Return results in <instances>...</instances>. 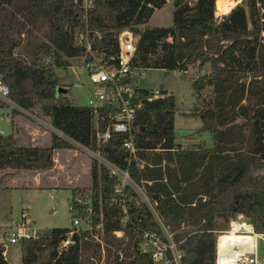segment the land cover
<instances>
[{"label": "trees", "instance_id": "trees-1", "mask_svg": "<svg viewBox=\"0 0 264 264\" xmlns=\"http://www.w3.org/2000/svg\"><path fill=\"white\" fill-rule=\"evenodd\" d=\"M167 1L173 4L172 24L150 25L155 9ZM83 3L0 0V80L15 106L28 112L39 108L66 137L52 132L47 146L22 145L13 133H0V169H50L53 151L72 149L76 142L127 171L152 209L132 185L122 184L92 157L90 185L71 189L72 197L79 192L90 197V210L81 206V215L91 229L69 235L70 227L55 226L41 229L36 238L23 237L21 264H97L103 255L104 264H152L140 243L148 232L168 244L165 231L180 264H215L217 236L236 215L264 234V172L250 170L264 163V0H242L220 17L215 0H92L85 16ZM122 28L138 36L136 67L186 72L209 64L207 73L191 81L200 105L191 115L211 131V147L176 141V103L165 89L164 97L146 101L136 113L137 149L130 160L122 146L125 135L98 140L91 109L57 93L56 68L84 56L76 37L88 31L92 50L115 62ZM5 106L0 101V108ZM100 231L103 246L93 238ZM4 251L0 242V264H10ZM165 258L174 264L168 247Z\"/></svg>", "mask_w": 264, "mask_h": 264}, {"label": "rangeland", "instance_id": "rangeland-1", "mask_svg": "<svg viewBox=\"0 0 264 264\" xmlns=\"http://www.w3.org/2000/svg\"><path fill=\"white\" fill-rule=\"evenodd\" d=\"M235 1V5L242 2V0ZM172 11V2L167 1L161 7L155 9L149 20V24L152 26H170L172 24ZM215 15L220 17L223 14L218 13L216 10ZM84 58V56L70 58L68 59L67 66L56 68V74L60 82L57 93L67 96L75 104L81 106H87L88 99L93 90L87 69L85 68ZM209 70L210 66L208 63L200 69L196 66H190L186 72L149 68L146 69L143 76L138 80L139 86L142 88H162L174 96L176 103L174 122L175 137L176 141L183 147H194L197 144L206 147H211L213 145V135L211 131L203 129V121L200 117L191 115V113L200 106L196 101L191 81L199 75L207 73ZM13 107L18 111L14 112L12 110ZM38 127L39 131L30 136L29 130L31 131V129ZM13 129L16 130L15 132L18 135L16 137L19 144L22 145L27 141L29 144L35 143L45 146V143L48 142V138H46L48 134L44 135V130L49 132V139L52 132H55L59 137L66 138L61 132L55 130L51 126L49 118L43 116L39 108H34L32 112H28L11 103L7 107L0 108V133L4 135L9 134L13 132ZM81 148L79 145H76L72 149H62L59 153L56 151L52 153V157L56 159L54 160L56 168L51 174L53 176L60 174L61 177L70 176V182H64L65 178H61L60 182H57V187H48L45 184H41V181L38 183L33 175H31L32 173H30V178L25 176L24 173V175L20 174L17 177L19 180L17 183L18 186H0V241L5 247L4 256L10 264H19L21 258L19 242L10 243L8 239L11 227H15V225L21 221L22 206L28 204L31 208L28 212H30L32 223L30 229L26 230L28 233H31V228L43 229L55 226H72L71 213L68 209V201L71 198L70 189L74 187L82 189L90 185V165L92 157L109 165L102 160L97 153L85 148L81 150ZM250 170L253 174L264 172V163L254 166ZM7 171L6 175L11 173L10 170ZM18 171H14V173ZM47 179H50V176H43L42 181L48 182ZM125 183L126 182H124V184ZM134 187L140 199L146 201L148 205L152 207L148 199L143 195L141 188L136 185H134ZM119 189H121V186H118V190ZM77 195L83 196V199H90L88 195H83L80 192L77 193L76 196ZM242 219L249 221L244 215H242ZM227 226L225 230L220 231L224 233H219L217 236V241L221 239L220 247L223 244L228 245L229 238L235 236L225 233V231L228 230ZM96 229H100L99 225L96 226ZM97 234H99L100 239L97 240L94 237V241L103 246L101 238L102 232H97ZM116 235L121 236L122 232L117 231ZM145 242H147V244H145ZM257 244L259 256L256 255L255 262L256 264H264V236L257 239ZM140 248L142 250L146 248L147 250L154 251L163 250L165 246L160 240H156L155 243L150 240H144L140 243ZM249 256L253 255L249 254ZM104 259L105 257L103 255L97 264H104ZM164 264H170V261Z\"/></svg>", "mask_w": 264, "mask_h": 264}, {"label": "built area", "instance_id": "built-area-1", "mask_svg": "<svg viewBox=\"0 0 264 264\" xmlns=\"http://www.w3.org/2000/svg\"><path fill=\"white\" fill-rule=\"evenodd\" d=\"M83 2L85 16L92 4V0H83ZM76 40L80 45L84 46L85 68L87 69L88 77L92 83L93 90L91 96L88 99L87 106L92 111L95 126V135L98 140L102 141L110 138L112 133L125 135L122 146L128 151L130 160L131 158L135 157L137 149L134 143L133 134L134 121L138 109H140L146 101L164 97L165 94L161 91V88H147L148 92L144 93V91H142V89L144 88L139 86L138 80L143 76L146 69L133 65V57L136 50L138 36L129 28H122L117 33L119 52L117 57L115 58V62L106 60L105 58L97 55V53L92 50L88 31L79 34L76 37ZM0 101L8 104V106L13 103L9 98L8 87L2 82V80H0ZM101 123H103L105 126L104 130L100 129ZM139 130V126L135 127V131ZM73 143L75 144V146L79 145L80 148L82 147L89 150L88 148L76 142ZM107 163L110 166L106 165V163L104 164L110 169L112 174L118 175L123 184L124 182H126L125 184L132 185L134 190L136 191L134 187V185L136 184H134L130 180L127 171L120 170L109 162ZM143 195L145 196V198H147L144 192ZM144 202L147 203L146 201ZM89 203L90 199H83V196L81 195H77L74 197L71 196V198L69 199L68 209L72 216V226L70 227L71 230L69 231V235H71L74 230L91 229L89 218H84L81 215V211L83 210L81 206L87 205L85 210L89 211ZM150 208L152 209V207ZM28 211L29 206L24 205L21 212V221L17 223L15 227H11L8 239L10 243H17L23 237L36 238L40 234L41 229L31 228V233H28L26 231L30 229L32 223ZM230 231L245 236H251L254 240L251 251L231 255L233 258L231 259L233 261L232 264H256V257L249 256V254L253 255V248L257 242V239L262 238L264 234L256 233L251 222L242 219V215H238L236 216V218L229 221L228 230H226L225 232ZM154 234L155 233L145 232L144 237L146 241L150 240L153 241V243H155L156 240L159 241L158 237ZM165 234L169 239V242L168 244L162 242V244L165 246V249L167 247L170 248L173 256V263L180 264V254L176 250L175 244L171 241L170 236L166 231ZM94 237L97 240L100 239L97 233L93 235V238ZM69 242V239L65 240L62 242V245L66 246L67 244H69ZM145 244H147V242H145ZM165 249L152 251L143 248L144 251H149L151 253L152 264H164L165 262L169 261L165 258ZM219 249L220 248L217 241L215 264H222L219 258Z\"/></svg>", "mask_w": 264, "mask_h": 264}, {"label": "crops", "instance_id": "crops-1", "mask_svg": "<svg viewBox=\"0 0 264 264\" xmlns=\"http://www.w3.org/2000/svg\"><path fill=\"white\" fill-rule=\"evenodd\" d=\"M208 72V71H207ZM40 129H41V127H40ZM16 130L15 129H13V134L15 135V136H18L17 134H16V132H15ZM39 131V127L38 128H33V129H31V131L29 130V135L31 136V134H35L36 132H38ZM28 132V131H27ZM45 134H48L49 135V132L48 131H45L44 130V135ZM48 135H46V138H48V142L47 143H45V146H47V145H49L50 144V139H49V136ZM26 136V135H25ZM33 138V137H32ZM24 145H37V144H35V143H32V144H29L27 141H25L24 142ZM79 148V147H78ZM60 150H62V149H58V150H55L56 152H60ZM79 150V149H78ZM82 150V149H81ZM77 151V150H76ZM53 160H56L55 158H53ZM55 168H56V164H55V161H54V165L52 166V168H50V169H47V170H44V171H39V170H36V169H23V170H20V171H18L17 173H14V170H12V169H9V168H4V169H0V180H1V182H0V186H4V187H16V186H18L17 185V183H18V175H20V174H23L24 175V173H25V176H28V178H30L31 176H30V173H32L31 175H33V177L36 179V181L39 183V181H41V184H45V185H47L48 187H57V182L59 183L60 182V180H61V178L63 179V178H65V181L64 182H70L71 181V179H69V177H61V175L59 174V175H52L51 174V172L54 170L55 171ZM7 170H10V174H8V175H6V172H8ZM16 172V171H15ZM43 176L44 177H48V176H50V179H47V181L48 182H43L42 181V178H43ZM12 183V184H11ZM71 190V189H70ZM26 205H28V204H26ZM29 206V205H28ZM23 207L24 206H22L21 207V212H22V210H23ZM30 207H29V211H30ZM29 214H30V212H29ZM238 215H240V214H238ZM237 215V216H238ZM236 236V235H235ZM231 239V237L229 238V240ZM1 242V241H0ZM221 242V241H220ZM2 243V242H1ZM225 244H223L222 246H224ZM221 246V247H222ZM220 247V248H221ZM252 247H253V245H252ZM250 248H251V245H250ZM257 250V251H256ZM253 251H254V253H253V256H255L256 257V255L257 256H259L258 255V253H259V251H258V244H257V242H256V244L254 245V248H253ZM4 253H5V251H4ZM21 256V255H20ZM20 260H21V258H20ZM19 263H20V261H19Z\"/></svg>", "mask_w": 264, "mask_h": 264}, {"label": "bare ground", "instance_id": "bare-ground-1", "mask_svg": "<svg viewBox=\"0 0 264 264\" xmlns=\"http://www.w3.org/2000/svg\"><path fill=\"white\" fill-rule=\"evenodd\" d=\"M235 0H215L216 10L218 13L225 14L228 13L231 8L235 5ZM233 230V229H232ZM227 235L232 236L229 240L228 245L222 246L220 248V242L218 241L219 251H220V262L222 264H232L233 261L232 254H240L244 252H249L252 250V245L254 240L251 236H245L242 234L234 233L233 231L225 232ZM251 245V248H250ZM226 258V259H225Z\"/></svg>", "mask_w": 264, "mask_h": 264}, {"label": "water", "instance_id": "water-1", "mask_svg": "<svg viewBox=\"0 0 264 264\" xmlns=\"http://www.w3.org/2000/svg\"><path fill=\"white\" fill-rule=\"evenodd\" d=\"M255 39H256V37H255ZM20 264H21V260H20Z\"/></svg>", "mask_w": 264, "mask_h": 264}]
</instances>
